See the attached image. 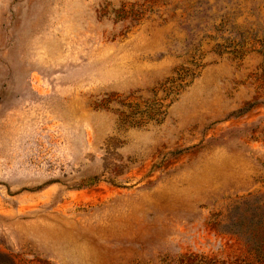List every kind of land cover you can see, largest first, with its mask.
I'll return each instance as SVG.
<instances>
[{
	"label": "rangeland",
	"instance_id": "rangeland-1",
	"mask_svg": "<svg viewBox=\"0 0 264 264\" xmlns=\"http://www.w3.org/2000/svg\"><path fill=\"white\" fill-rule=\"evenodd\" d=\"M16 263L264 264V0H0Z\"/></svg>",
	"mask_w": 264,
	"mask_h": 264
},
{
	"label": "trees",
	"instance_id": "trees-1",
	"mask_svg": "<svg viewBox=\"0 0 264 264\" xmlns=\"http://www.w3.org/2000/svg\"><path fill=\"white\" fill-rule=\"evenodd\" d=\"M250 105H251V104H248L247 106L244 107V109L247 108V107H249ZM16 264H19V263H16Z\"/></svg>",
	"mask_w": 264,
	"mask_h": 264
}]
</instances>
